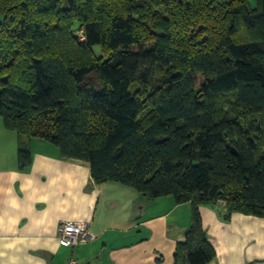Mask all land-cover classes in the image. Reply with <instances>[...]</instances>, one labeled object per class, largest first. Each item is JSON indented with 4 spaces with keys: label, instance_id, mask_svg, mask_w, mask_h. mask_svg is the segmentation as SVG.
<instances>
[{
    "label": "trees",
    "instance_id": "1",
    "mask_svg": "<svg viewBox=\"0 0 264 264\" xmlns=\"http://www.w3.org/2000/svg\"><path fill=\"white\" fill-rule=\"evenodd\" d=\"M0 118L21 170L40 140L190 204L173 264H210L199 207L264 220V0H0Z\"/></svg>",
    "mask_w": 264,
    "mask_h": 264
},
{
    "label": "crops",
    "instance_id": "2",
    "mask_svg": "<svg viewBox=\"0 0 264 264\" xmlns=\"http://www.w3.org/2000/svg\"><path fill=\"white\" fill-rule=\"evenodd\" d=\"M31 164L18 165V137L0 118V264H173L191 225L190 204L147 199L119 183L95 184L88 163L63 159L40 140ZM199 212L216 259L210 264H264V220L222 203ZM86 222L95 240L60 246L61 222Z\"/></svg>",
    "mask_w": 264,
    "mask_h": 264
},
{
    "label": "built area",
    "instance_id": "3",
    "mask_svg": "<svg viewBox=\"0 0 264 264\" xmlns=\"http://www.w3.org/2000/svg\"><path fill=\"white\" fill-rule=\"evenodd\" d=\"M95 238L86 222L63 221L59 226L58 242L62 247L74 248L80 244L91 242ZM67 264H79V262L71 258Z\"/></svg>",
    "mask_w": 264,
    "mask_h": 264
},
{
    "label": "rangeland",
    "instance_id": "4",
    "mask_svg": "<svg viewBox=\"0 0 264 264\" xmlns=\"http://www.w3.org/2000/svg\"><path fill=\"white\" fill-rule=\"evenodd\" d=\"M81 33H82V32H80L78 35L81 36Z\"/></svg>",
    "mask_w": 264,
    "mask_h": 264
}]
</instances>
